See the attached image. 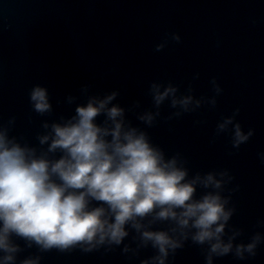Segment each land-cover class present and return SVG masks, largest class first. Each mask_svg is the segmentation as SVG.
<instances>
[{"label": "water", "instance_id": "1", "mask_svg": "<svg viewBox=\"0 0 264 264\" xmlns=\"http://www.w3.org/2000/svg\"><path fill=\"white\" fill-rule=\"evenodd\" d=\"M173 33L180 35L179 43L171 41ZM166 34L169 43L155 51ZM211 77L222 89L214 108L208 103ZM168 81L178 85L177 94H188L191 83L193 98L203 94L205 101L189 111L167 99L154 106L149 83ZM37 83L50 94L52 108L45 114L28 102L27 92ZM113 90L118 92L113 103L125 108L126 119L166 159L176 156L189 178L227 170L232 179L221 195L235 209L228 223L241 230L234 245L248 242L253 232L264 235V164L256 154L264 151V0H0V129L9 138L40 151L47 143L40 145L37 137L50 130L43 123L67 119L88 96ZM234 109H239L234 122L254 130L238 149L229 133L216 128ZM146 111L154 114L151 125L136 119ZM202 191L198 187L197 195ZM10 239L19 250L7 264L35 257L38 264H140L157 255L150 243L139 246L131 228L119 245L87 252L79 246L41 250L20 237ZM207 254L206 243L188 238L169 251L166 264H205ZM244 255V260L213 255L212 264H264V242L255 256Z\"/></svg>", "mask_w": 264, "mask_h": 264}, {"label": "clouds", "instance_id": "2", "mask_svg": "<svg viewBox=\"0 0 264 264\" xmlns=\"http://www.w3.org/2000/svg\"><path fill=\"white\" fill-rule=\"evenodd\" d=\"M180 39L179 34L171 35L173 42ZM168 43L166 34L154 50ZM209 83L208 103L214 108L222 89L215 77ZM148 91L157 107L167 99L170 106L189 111L190 105L198 108L205 101L203 94L193 98L191 83L188 94H177L178 85L171 81L150 82ZM117 95L116 90L90 95L75 105L67 119L61 116L60 122L43 123L50 130L37 137L40 145L47 143L40 151L21 145L0 129V251L5 253L0 264L14 261L19 250L10 239L13 235L41 250L79 246L87 252L102 244L119 245L128 228L138 233L139 246L150 243L157 251L140 264H166L169 251L182 247L188 238L208 245L205 264H212L213 255L231 253L240 260L246 259L245 253L247 258L255 256L264 242L259 231L246 243H233L241 230L228 223L235 209L226 207L229 197L221 195L222 186L232 179L227 170L189 178L176 156L166 159L146 132L126 119L125 108L113 103ZM27 97L37 114L51 111L46 86L33 84ZM73 99L69 96L68 102ZM238 112L234 109L222 116L216 125L218 131L230 134L231 145L237 149L254 133L253 128L245 131L238 120L234 122ZM100 116L103 119L98 122ZM136 119L151 125L154 114L146 111ZM256 154L264 164V151ZM198 187L203 189L199 195ZM156 222L169 227L153 230L150 225ZM38 260L26 258L20 264H38Z\"/></svg>", "mask_w": 264, "mask_h": 264}]
</instances>
